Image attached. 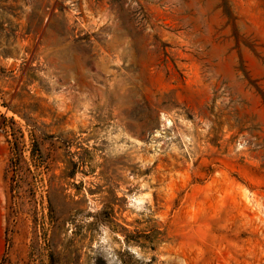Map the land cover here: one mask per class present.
Wrapping results in <instances>:
<instances>
[{"label": "rangeland", "instance_id": "obj_1", "mask_svg": "<svg viewBox=\"0 0 264 264\" xmlns=\"http://www.w3.org/2000/svg\"><path fill=\"white\" fill-rule=\"evenodd\" d=\"M0 264H264V0H0Z\"/></svg>", "mask_w": 264, "mask_h": 264}]
</instances>
